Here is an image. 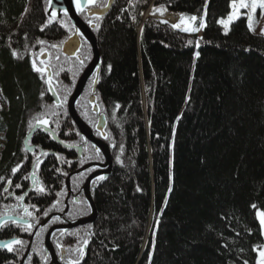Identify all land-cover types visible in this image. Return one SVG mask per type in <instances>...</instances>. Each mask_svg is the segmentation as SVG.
I'll return each mask as SVG.
<instances>
[{
  "label": "trees",
  "instance_id": "obj_1",
  "mask_svg": "<svg viewBox=\"0 0 264 264\" xmlns=\"http://www.w3.org/2000/svg\"><path fill=\"white\" fill-rule=\"evenodd\" d=\"M152 3L195 16L196 25L205 19L203 32L145 18ZM48 5L0 0V87L10 103L0 124V178L18 159L30 114L55 112L30 57L61 54L55 44L74 26L68 14L49 15ZM231 11L232 0H115L94 17L99 99L117 138L82 264H257L256 249L264 247L257 216L264 211V35L249 29L245 10L226 32L220 19ZM53 71L59 76L63 68ZM56 163L54 156L45 167L52 183L47 174Z\"/></svg>",
  "mask_w": 264,
  "mask_h": 264
},
{
  "label": "flooded vegetation",
  "instance_id": "obj_2",
  "mask_svg": "<svg viewBox=\"0 0 264 264\" xmlns=\"http://www.w3.org/2000/svg\"><path fill=\"white\" fill-rule=\"evenodd\" d=\"M88 7H104V5L95 4ZM80 14L89 24H96L93 28L96 33L97 21L94 20V17L98 16L89 17L87 9L80 11ZM74 32L75 28L63 42L55 44V48L60 50L61 54H56L53 57L49 51H42L47 52L46 58L41 56L42 52L38 55L32 54L30 57L33 71L39 77H44V81H46L43 94L49 101V106L57 105L61 101L63 103L59 107L55 105L53 113L56 115L52 114L51 108L42 111L39 118L35 113L30 114L21 139L18 159L8 173L3 174L4 196L0 203V242L7 243L13 239H19L23 243L12 245L13 251L0 247V264H21L29 247L30 250L23 264H69V261H77L78 264H82L90 249L94 225L98 216L94 221L77 222L93 212L92 202L97 208L95 196L98 187L113 174L117 135L109 123L107 109L99 99L101 70L100 72L98 69L94 70L87 79L76 107L81 118L91 128V135L107 144L110 158L102 148L93 142L90 136L82 133L70 114L69 99L80 76L93 57L92 45L81 33V47L78 53L75 56H68L63 52L62 44ZM85 49H87L86 57L83 55ZM61 56L62 61H60ZM81 62H83L82 65ZM33 63L38 68H46V71L37 72ZM58 65L63 68V72H60L59 76L53 71L54 67H58ZM49 77L52 80L51 86L48 83ZM94 77L97 82L91 84ZM69 79L74 80L70 87H66ZM93 96L99 106L98 111L94 109L95 103L91 101ZM9 108V101L6 104L0 102V124L3 112ZM65 111H67L66 116H64ZM102 114L106 119L103 129L99 128ZM39 119H48L49 124L38 126L36 122ZM5 132L6 130L0 132V137L4 142L3 147L0 148V161L3 156L2 149L6 145ZM53 142L56 145H53ZM57 146L58 148H56ZM54 156H56L57 163L53 167V173L51 167L50 169L48 167L47 174L56 179L57 182L52 183L46 179L45 167L50 158ZM38 159L41 163L36 169L34 166ZM18 165L20 166L19 171L13 174L12 169ZM34 171L36 179L45 188L43 193L35 191L31 178ZM25 177L29 178L25 179ZM98 177L106 178L100 180L97 179ZM8 180H11L12 183L9 184ZM17 184H20L21 187L17 188ZM25 193L27 194L25 195ZM19 196H24V199L18 200ZM25 207L32 213L31 216L25 215ZM44 213L48 214L44 215ZM54 217H59V219H54ZM37 221L39 222L37 223ZM28 224L33 225L31 231H25ZM51 229L53 230L50 238L54 252L46 246V238ZM37 233L39 234L37 235ZM85 240L88 241L87 244L84 243ZM84 255H86L85 259H83Z\"/></svg>",
  "mask_w": 264,
  "mask_h": 264
},
{
  "label": "water",
  "instance_id": "obj_3",
  "mask_svg": "<svg viewBox=\"0 0 264 264\" xmlns=\"http://www.w3.org/2000/svg\"><path fill=\"white\" fill-rule=\"evenodd\" d=\"M114 1L115 0H108V2L106 4L107 7H88L89 5L85 4V0H82V6H83V9H87V13H88L89 17L104 16L111 10V8L114 4ZM65 10H67V14L69 15V17L71 19V22L75 28V32L70 37H68V39L62 44L63 52L68 56H75L78 53V51L80 50V47H81L80 33L83 34L85 36V38L91 43L92 49H93L92 60L90 61V63L88 64V66L86 67V69L84 70L82 75L80 76V78L77 82L76 88H75L74 92L72 93V95L69 99V102H68L69 111H70L71 116L73 117V119L75 120L77 125L79 126L80 130L82 131V133H85L88 136H90L91 139L93 140V142L98 147L102 148L107 153L108 158H110L109 157V148H108L107 144L104 143L100 139H95L91 135V128L81 118V116L79 115V113L77 111V107H76V103H77L80 95L83 92V89L85 87L87 79L90 77V75H92L94 70L98 69V72H100V70H101V54H100V50H99V46H98V39H97L96 33L93 31V28L96 26V24L95 23L89 24L88 22H86L83 19V17L80 14V11H78L76 8L75 0H51V2L49 0V5H48V14L49 15L61 16L65 13ZM178 29H180V28H178ZM180 30H182V29H180ZM41 56L43 58H46L47 52H42ZM91 101L95 103L94 109L96 111H98L99 106L95 102L96 101L95 96H93L91 98ZM105 125H106L105 115L102 114L100 116L99 128L103 129L105 127ZM111 166H112V164H111ZM92 204H93V212L88 217L83 218L81 221H79L77 223H83L86 221L96 220V218L98 216V210H97V208L93 202H92ZM52 230L53 229L50 230V232L46 238V246L49 250H52V252H54V248L52 246L51 238H50ZM29 250H30V247L28 248L27 253L23 257L21 264L24 263ZM85 256L86 255H84L83 259H85Z\"/></svg>",
  "mask_w": 264,
  "mask_h": 264
},
{
  "label": "snow or ice",
  "instance_id": "obj_4",
  "mask_svg": "<svg viewBox=\"0 0 264 264\" xmlns=\"http://www.w3.org/2000/svg\"><path fill=\"white\" fill-rule=\"evenodd\" d=\"M50 2H51V0H50ZM75 3H76L77 10L78 11H83L82 0H75ZM85 4L86 5H95L96 4V0H85ZM250 6H251V8H252V10L254 12L256 10V8H257L256 0H253V2L251 3ZM259 6L262 7V8H264V0H260ZM104 7H107V5H104ZM248 7H249V4L246 2V0H239V3H237V0H232V8L234 9V12L231 13L228 16L227 20H223L222 19L220 21L221 24H224L225 25V31L226 32L228 30V24H230L233 19L238 18V16L236 15V13L239 12L240 9H247ZM154 11H162V10L161 9H155ZM65 15H67V10H65ZM196 19L197 18L195 16L191 17V20L192 21H195ZM248 19H249V25H248L249 26V29L250 30H254L252 28V23H251L252 17L249 16ZM165 23H167V21H165ZM184 23H186L185 18L183 17V15H181L180 22L177 23V24L172 25V27L173 28H180L181 24H184ZM204 26H205L204 24H201V27H204ZM182 30L187 32V31H198L199 29L198 28H195V27H184ZM262 32H264V30H262ZM13 55H15V53H13ZM197 55H198V53H197ZM82 64H83V62H81V65ZM33 67H34V69L37 72L43 73V72L46 71V68H38V67H36L35 63H33ZM110 68H111V66L109 65V70H110ZM96 82H97V80L94 77L93 80H92V82H91V84H95ZM48 83L51 86V83H52L51 77H49ZM90 87H91V85H90ZM61 103H63V101L58 102V104L56 106L59 107ZM117 107H119V105H117ZM53 115H56V113H53ZM36 123H37L38 126H47L49 124V121H48V119H39V120H37ZM97 152H98V150H97ZM45 155H46V153H45ZM117 159H119V158H117ZM40 163L41 162L38 159L37 160V163H36V165L34 167L36 169H38ZM19 169H20V166L19 165L16 168L12 169L13 174H15L16 172H18ZM89 171H92V170L89 169ZM28 178L29 177H25V179H28ZM31 178H32L33 185L35 187V191L38 192V193H43L45 191V188L36 179V173H35V171L31 174ZM105 178L106 177H98L97 179L103 180ZM0 179H3V178H0ZM8 183L11 184L12 181L11 180H8ZM16 187L17 188H20L21 185L20 184H17ZM5 190H7V189H5ZM26 194L27 193H25V195ZM17 199L18 200H23L24 199V196H19V197H17ZM53 207H55V205H53ZM253 207L255 208L256 206L253 205ZM24 212H25V215L26 216H31L32 215V213L28 211V208L27 207L24 208ZM47 214L48 213H44V215H47ZM257 216L260 219V223L262 225H264V211L258 210L257 211ZM54 219H59V217H54ZM38 222L39 221H37V223ZM32 228H33V225L32 224H28V226L25 229V231H31ZM38 234L39 233H37V235ZM22 243H23V241H21L19 239H13V240H11V241H9L7 243L0 242V247H5V248H7L8 251H13L14 249H13L12 245L22 244ZM84 243L87 244L88 241L85 240ZM256 250L259 253V258L257 259V264H264V249L257 248ZM81 255H83L82 252H81ZM69 264H78V262L77 261H69ZM245 264H247V262H245Z\"/></svg>",
  "mask_w": 264,
  "mask_h": 264
},
{
  "label": "rangeland",
  "instance_id": "obj_5",
  "mask_svg": "<svg viewBox=\"0 0 264 264\" xmlns=\"http://www.w3.org/2000/svg\"><path fill=\"white\" fill-rule=\"evenodd\" d=\"M246 2L249 4V7L247 9H240L239 12L236 13V15L238 16L241 13L242 10H245L247 12L248 17L249 16L252 17L251 23H252V28L254 29L253 31L256 32V33L264 35V32H262V30H264V8L259 6L260 0H256L257 8H256V10L254 12H253V10H252V8L250 6L251 3L253 2V0H246ZM237 3H239V0H237ZM155 9L156 8H155V6L152 3L149 6V8L145 11V13H144L145 16L144 17L146 18V17H149L150 15H152V16L160 18L162 21L165 22V21H168L166 18L168 17L167 15H169V13H175V12H172V11H169V13H168V10H165L163 8H158V9H161L162 11H154ZM233 12H234V9L232 8V11L227 16L222 17L220 19V21L222 19L223 20H227L228 16L231 13H233ZM179 14L183 15L182 13H179ZM183 17L185 18V21H186V23L184 24L185 27H195V28L199 29L198 31H187V32L197 33V34L201 35V33L203 32V29H204V27H201V24L205 25V19L202 20L201 24L196 25L195 21L191 20V17H187V16H184V15H183ZM248 21H249V19H248ZM169 24L173 25L170 22H169ZM230 24H228V30H229ZM221 25L223 26V28L225 30V25L224 24H221ZM139 28H141V26H139ZM1 92H2V90H1V87H0V102L6 104L9 101V99L6 96L3 97ZM263 249H264V247H263Z\"/></svg>",
  "mask_w": 264,
  "mask_h": 264
},
{
  "label": "bare ground",
  "instance_id": "obj_6",
  "mask_svg": "<svg viewBox=\"0 0 264 264\" xmlns=\"http://www.w3.org/2000/svg\"><path fill=\"white\" fill-rule=\"evenodd\" d=\"M180 12H175V13H169V15H167L168 17L166 18L170 23L177 24L180 22V18H181V14H179ZM185 24V23H184ZM184 24H181L180 29H183Z\"/></svg>",
  "mask_w": 264,
  "mask_h": 264
}]
</instances>
